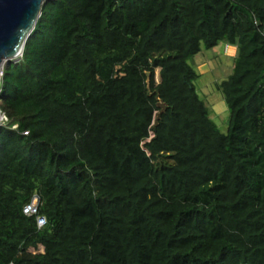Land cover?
Instances as JSON below:
<instances>
[{"label": "trees", "instance_id": "trees-1", "mask_svg": "<svg viewBox=\"0 0 264 264\" xmlns=\"http://www.w3.org/2000/svg\"><path fill=\"white\" fill-rule=\"evenodd\" d=\"M0 112V264H264V0H46Z\"/></svg>", "mask_w": 264, "mask_h": 264}, {"label": "rangeland", "instance_id": "rangeland-1", "mask_svg": "<svg viewBox=\"0 0 264 264\" xmlns=\"http://www.w3.org/2000/svg\"><path fill=\"white\" fill-rule=\"evenodd\" d=\"M232 55L233 50L227 52L224 44L213 49L202 46L201 52L189 61L199 75V79L194 83L197 92L223 133L227 132L229 112L217 85L232 74L234 66V57H230ZM17 60L19 59H14V61ZM7 63L8 61L4 63L3 68Z\"/></svg>", "mask_w": 264, "mask_h": 264}, {"label": "water", "instance_id": "water-1", "mask_svg": "<svg viewBox=\"0 0 264 264\" xmlns=\"http://www.w3.org/2000/svg\"><path fill=\"white\" fill-rule=\"evenodd\" d=\"M46 0H0V86L3 65L23 55ZM150 76V74H148ZM3 120L0 112V123Z\"/></svg>", "mask_w": 264, "mask_h": 264}, {"label": "built area", "instance_id": "built-area-1", "mask_svg": "<svg viewBox=\"0 0 264 264\" xmlns=\"http://www.w3.org/2000/svg\"><path fill=\"white\" fill-rule=\"evenodd\" d=\"M23 213L29 217H36V223L39 229L45 226L46 219L39 215V198L38 197L35 196L29 204H26L24 206Z\"/></svg>", "mask_w": 264, "mask_h": 264}, {"label": "crops", "instance_id": "crops-1", "mask_svg": "<svg viewBox=\"0 0 264 264\" xmlns=\"http://www.w3.org/2000/svg\"><path fill=\"white\" fill-rule=\"evenodd\" d=\"M232 50H233V54H235V52H236V48H234V47H230L229 50H228V52H229V51H232Z\"/></svg>", "mask_w": 264, "mask_h": 264}, {"label": "clouds", "instance_id": "clouds-1", "mask_svg": "<svg viewBox=\"0 0 264 264\" xmlns=\"http://www.w3.org/2000/svg\"><path fill=\"white\" fill-rule=\"evenodd\" d=\"M2 74H3V71H2Z\"/></svg>", "mask_w": 264, "mask_h": 264}, {"label": "bare ground", "instance_id": "bare-ground-1", "mask_svg": "<svg viewBox=\"0 0 264 264\" xmlns=\"http://www.w3.org/2000/svg\"><path fill=\"white\" fill-rule=\"evenodd\" d=\"M2 116V115H1Z\"/></svg>", "mask_w": 264, "mask_h": 264}]
</instances>
